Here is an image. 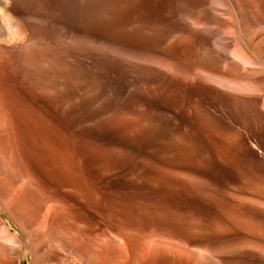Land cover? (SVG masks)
I'll return each mask as SVG.
<instances>
[{
	"label": "rangeland",
	"instance_id": "rangeland-1",
	"mask_svg": "<svg viewBox=\"0 0 264 264\" xmlns=\"http://www.w3.org/2000/svg\"><path fill=\"white\" fill-rule=\"evenodd\" d=\"M44 1L9 60L39 122L0 106V264H264V91L213 79L263 85L264 0Z\"/></svg>",
	"mask_w": 264,
	"mask_h": 264
},
{
	"label": "bare ground",
	"instance_id": "bare-ground-1",
	"mask_svg": "<svg viewBox=\"0 0 264 264\" xmlns=\"http://www.w3.org/2000/svg\"><path fill=\"white\" fill-rule=\"evenodd\" d=\"M36 1L37 2V5L38 3L40 4L41 6V2L40 1H44V0H0V106L5 110L9 111V113L12 115V118L14 120H21L22 122H24L23 124L26 125L28 127H30V124H31V128H32V125L34 123H36L38 119V116H36L34 114V108L33 106L31 105V103H29V101L26 99V97L22 96V94L20 92H18V90L16 89L15 87V83H14V78L12 77L13 75H11V67H10V61L11 60V56L14 54L15 52V56H16V50H21V49H29L28 52H32L33 49H31L30 47H45L43 44L48 40L47 38H44V39H39L40 43H37L36 41H38L37 37H40L41 35H38V29L37 28V24L38 23H42L43 21H46V16L43 12L41 13V9L43 8H40L38 9L39 11H37V9L35 10V5H36ZM81 0H69V3L72 5L73 8H76L75 11L79 13L80 11V6H81V3H80ZM85 1V0H84ZM238 1V0H237ZM247 2V6L249 7H252V10H253V7H256L257 10H258V13L259 11L261 10V6H263V0H245ZM45 2V1H44ZM208 3L210 4H220L222 2V0H207ZM245 2V3H246ZM202 3V2H201ZM242 3V2H241ZM35 4V5H34ZM43 4H46L43 3ZM69 4V5H70ZM243 4V3H242ZM84 5V4H83ZM209 5V4H208ZM39 6V5H38ZM39 6V7H40ZM34 7V8H33ZM37 7V6H36ZM86 8V15H87V19L91 17H94V15L96 14V11H97V8H98V1L97 0H86L85 2V6ZM83 7V9H84ZM245 8V7H244ZM248 8V7H247ZM260 8V9H259ZM246 9V8H245ZM78 10V11H77ZM246 10H244L245 12ZM248 11V10H247ZM83 12V11H82ZM219 12V11H218ZM261 12L263 13V11L261 10ZM247 13V12H246ZM76 14V13H75ZM252 14V13H251ZM250 14V15H251ZM249 15V14H248ZM256 15V13H255ZM255 15H253L255 17ZM258 15V14H257ZM256 15V16H257ZM85 16V15H84ZM259 16V15H258ZM247 17V16H246ZM95 18V17H94ZM92 18V19H94ZM251 18V17H250ZM261 18V17H260ZM248 19V18H247ZM252 19V18H251ZM259 19V18H257ZM253 20V19H252ZM260 21V20H259ZM258 21V23H260ZM262 22V21H261ZM252 23V22H251ZM189 24V23H188ZM192 24V23H191ZM200 24V23H199ZM40 26V24H38ZM193 25V24H192ZM196 25V24H195ZM204 29H210L212 31V34L214 35L213 39H221V43H222V47H221V44L219 42V40L217 39L216 40V44L218 46H220V48H222V53L224 56L229 57V58H234V59H239L241 62H243L244 64H254L255 63V60L254 58L248 54V52L244 49V47H242V45L238 42L237 39H232L230 42H227L226 44L223 43V38H219L221 37L222 35L221 34H224V33H231L228 29H223V28H216V29H212V27H209V25L207 24H202ZM252 26L254 27V25L252 24ZM217 27V26H216ZM229 27V26H228ZM226 27V28H228ZM251 27V26H250ZM205 29V30H206ZM230 29V28H229ZM251 29V28H250ZM232 30V29H231ZM225 34V35H226ZM221 35V36H220ZM231 35V34H229ZM211 36V35H210ZM229 37V36H228ZM231 37V36H230ZM42 38V37H41ZM231 39V38H230ZM216 45V46H217ZM46 49V48H45ZM44 49V50H45ZM39 50V49H38ZM37 50V51H38ZM22 51V50H21ZM34 51V50H33ZM36 51V49H35ZM35 51H34V54L32 53L31 55H35ZM18 52V51H17ZM24 52V51H23ZM41 50L38 52L39 54ZM43 52V51H42ZM45 54V52H43ZM42 53V54H43ZM20 54V53H19ZM40 55V56H43V55ZM29 55L28 54H25ZM38 55V54H37ZM223 56V57H224ZM19 57V56H18ZM44 57V56H43ZM45 58V57H44ZM35 59V58H34ZM39 59V58H38ZM40 60V59H39ZM37 60V61H39ZM45 60V59H44ZM44 60H41V61H44ZM15 62V61H14ZM20 62V61H19ZM17 65V64H16ZM15 71V70H14ZM17 71V70H16ZM16 75V74H15ZM208 76V74H207ZM263 76V75H262ZM213 77V76H212ZM207 78V77H206ZM210 79V77L208 78ZM215 80V82L217 81L219 84H222L224 86H228V87H231V88H234V89H242V90H247V91H256V90H259V91H264V81H263V85H258V84H252L250 82H235L232 80L228 81V80H219L218 78H213ZM212 79V80H213ZM225 79V78H224ZM258 79V78H257ZM261 80V78H260ZM259 80V82H260ZM211 82V81H210ZM234 91V90H233ZM243 92V91H242ZM262 93V92H261ZM0 107V108H1ZM1 110V109H0ZM6 111V112H7ZM20 121V122H21ZM36 121V122H34ZM39 122V120H38ZM37 122V123H38ZM33 123V124H32ZM37 123H36V126H37ZM17 124V123H16ZM22 124V123H21ZM19 124V125H21ZM41 124V123H39ZM24 125H21V126H24ZM26 126V127H27ZM37 128V127H36ZM40 128V127H38ZM42 129V128H41ZM27 130V129H26ZM40 130V129H39ZM4 131V130H3ZM36 131H38L37 129L34 128V133H37ZM9 133V132H8ZM3 134V133H2ZM40 134H41V130L38 134H35V135H39V136H35L36 139L40 137ZM42 135V134H41ZM44 137V136H43ZM31 138V136H30ZM42 139V138H41ZM48 139V138H47ZM39 140V139H38ZM38 140H36L38 142ZM46 140V139H45ZM44 139L41 140V142L39 144L40 147H41V155H46L47 153V160L44 158L45 163H49L47 162L49 159L52 160V157L53 155H56V160H58L57 162H59L61 159H62V155L58 154L57 152L59 151H56V149L54 148L55 145L52 144V147L49 140L48 142L45 141ZM35 141V140H33ZM40 141V140H39ZM31 142V141H30ZM54 142V141H53ZM36 143V142H35ZM37 143V144H38ZM29 144V143H28ZM31 144V143H30ZM33 145L32 148L31 146L29 145L27 148L30 149V151H32V149H34L35 151L40 150L39 147L36 145V144H31ZM37 147V148H36ZM57 148V147H56ZM27 151H29L28 149H26ZM25 150V151H26ZM49 153H53L52 154V157L48 159V154ZM40 154V153H38ZM36 156V155H34ZM40 156V155H38ZM38 156H36V160L37 162L38 161H41V159L37 158ZM61 157V158H58ZM41 157V156H40ZM44 157V156H43ZM68 158V157H67ZM39 159V160H38ZM49 160V161H50ZM56 160H54L55 163ZM65 160V159H64ZM63 160V161H64ZM68 160V159H66ZM59 165H62L63 162ZM52 162V161H50ZM54 162H52V165L55 164ZM61 162V161H60ZM43 163V159H42V162ZM40 163V165L42 166V164ZM45 165V164H44ZM44 165H43V168H44ZM48 165V164H46ZM50 165V164H49ZM51 165V166H52ZM59 165L57 164L58 168H59ZM64 165V164H63ZM60 166L63 170L64 167ZM56 166V165H55ZM54 166V167H55ZM65 166V165H64ZM72 166V165H71ZM49 167V166H48ZM54 167H50L51 169L54 168ZM42 168V169H43ZM46 169V168H45ZM56 169V167H55ZM68 169V168H67ZM59 170H61L59 168ZM70 170V169H69ZM68 170V171H69ZM44 171V169H43ZM51 172V170H49ZM53 171V170H52ZM56 171V170H55ZM48 172V171H47ZM54 172V171H53ZM52 172V173H53ZM63 172V171H61ZM74 172V171H73ZM71 173V172H70ZM70 173H69V177H70ZM54 174V173H53ZM60 174V172H59ZM64 174V173H63ZM67 174V170H66V173L64 175ZM62 175V174H61ZM68 175V174H67ZM60 178V177H59ZM67 179V178H66ZM46 202V201H45ZM52 202V201H51ZM66 208V207H65ZM65 210V209H64ZM63 212V211H62ZM61 213V212H60ZM29 215V214H28ZM27 216V215H26ZM32 216V215H31ZM63 216V215H62ZM55 218V217H54ZM61 218V217H60ZM59 218V219H60ZM3 226V225H1ZM56 226V225H54ZM53 226V227H54ZM53 227L51 229V231L53 230ZM1 233L5 234V240L6 242L8 243V241H10L11 243L13 244H17L18 246L20 245V241L19 239L16 237V236H13L11 235L10 231L8 230V228H5V227H1ZM57 229V228H55ZM54 232V231H53ZM191 235V234H190ZM4 240V239H3ZM8 240V241H7ZM152 242V241H151ZM201 242V241H200ZM16 246V245H15ZM189 246V245H188ZM204 246V245H203ZM21 248V247H20ZM197 249V248H196ZM201 251V250H200Z\"/></svg>",
	"mask_w": 264,
	"mask_h": 264
}]
</instances>
